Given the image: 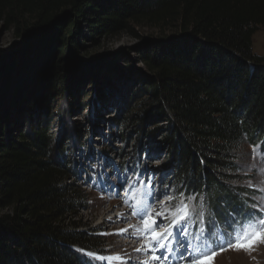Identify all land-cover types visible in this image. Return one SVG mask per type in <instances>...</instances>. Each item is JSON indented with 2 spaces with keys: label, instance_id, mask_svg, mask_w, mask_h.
I'll use <instances>...</instances> for the list:
<instances>
[{
  "label": "trees",
  "instance_id": "1",
  "mask_svg": "<svg viewBox=\"0 0 264 264\" xmlns=\"http://www.w3.org/2000/svg\"><path fill=\"white\" fill-rule=\"evenodd\" d=\"M0 21L14 36L0 48V264H85L78 249L102 245L71 220L87 204L58 140L66 127L55 131L81 105V63L106 66L136 157L164 147L175 195L190 180L221 221V205L244 210L225 181L244 189L246 148L264 153V56L252 50L264 0H0ZM134 27L159 34L138 49L144 72L91 57Z\"/></svg>",
  "mask_w": 264,
  "mask_h": 264
},
{
  "label": "rangeland",
  "instance_id": "2",
  "mask_svg": "<svg viewBox=\"0 0 264 264\" xmlns=\"http://www.w3.org/2000/svg\"><path fill=\"white\" fill-rule=\"evenodd\" d=\"M157 35L159 34L152 28L134 27L131 32L105 38L98 47H90L88 51L93 58L104 55V59L111 60L123 67L124 65L131 66L135 76L145 71L144 64L140 62L138 50L142 47L143 39ZM13 40V29L5 27L0 21V48L7 47ZM252 50L254 53L264 56V27H259L253 34ZM97 64L80 67V71L89 70L88 73L91 76L90 80L82 86V95L79 100L81 105L74 107L70 115L65 117L63 125L60 126L57 123L55 127L57 132L61 130L62 126L66 127L67 132L63 139L60 140L58 137V140L62 141L64 147L69 148L67 155L70 161L76 163L78 170L77 174L72 175V181L81 186L87 204V208L80 210L77 215H73L71 220L79 223L80 231L102 242L99 251L93 253L110 256L119 254L123 259L130 260L132 264H135V262H142L151 256V253L144 254V245L149 236L145 234L143 219L133 215L134 209L141 207L142 203L146 201L149 191L163 186H167L169 189L167 193L148 206L149 211L146 215L159 216L157 223L160 224V227L154 228V230L167 229L170 232L179 230V226L170 228V220L173 219L176 212L175 205L171 202L162 203L165 196L175 194L173 186L169 184L172 172L164 178L163 185L159 182V172H157L153 177L154 185L151 189L149 188L145 176L140 175L141 168L146 165L147 175L152 174L151 169H169L166 164L168 158L165 149L162 146H148L145 149L154 153L151 158H148V152L145 149L140 153L139 159L136 157V151L140 148L136 145L138 138L133 132L122 131L120 124L125 109L122 105L123 101L115 93L119 89L114 84L111 85L104 81L102 74L107 68L104 63L101 66H97ZM156 137L158 140L159 136ZM77 140L80 146L77 145L78 148L76 146L70 149L72 145H76L74 142ZM120 152L130 153L122 159L119 156ZM244 157L247 160L240 165L241 170L246 171L243 173L245 179L242 183L245 188L252 190V194H245V188H238L241 184H237L236 181L226 180L225 184L228 187V192L235 194L238 201L244 205L259 207L257 201H264V153L253 151V147L248 146ZM81 160L82 170L79 163ZM102 164L104 167L101 171ZM129 169L130 171H128ZM125 171H127V179L124 180L123 187L119 189V196L116 195V187H113L111 192L107 190L102 192L98 186H93L97 183V176H105L110 185H116L117 173L123 176ZM90 177L91 179H89ZM138 179L145 180L143 186L137 182ZM125 189L128 190L125 191ZM125 200H128L129 203H124ZM219 207L217 210L222 211L223 216L230 212L227 206ZM260 211L264 212V208H261ZM120 214H124L123 219L120 218ZM160 220L163 223H160ZM203 221L201 219L199 228H203ZM186 224L189 228L192 227L188 220ZM129 226L132 227L129 228ZM123 229L129 230L124 234H116ZM137 248L141 249L140 253L135 251ZM130 253L135 255L130 257ZM212 259L214 264H264V244L259 245L251 252L228 248L218 252ZM212 262L209 264H213ZM84 263L88 264L86 257ZM100 264H117V262H100ZM203 264H207V261Z\"/></svg>",
  "mask_w": 264,
  "mask_h": 264
},
{
  "label": "snow or ice",
  "instance_id": "3",
  "mask_svg": "<svg viewBox=\"0 0 264 264\" xmlns=\"http://www.w3.org/2000/svg\"><path fill=\"white\" fill-rule=\"evenodd\" d=\"M148 152L147 148L145 149ZM102 155V154H98ZM154 155L148 152V158ZM87 158V157H83ZM82 170V160L79 162ZM76 166V163L73 165ZM104 165H101V171ZM130 171V169L128 170ZM151 175L146 174V165L142 166L140 175L145 176L147 184L151 189L154 185L153 177L159 172V182L163 185L164 178L171 172L170 169H151ZM91 179V177L89 178ZM117 184L110 185L105 176H97V183L93 186H98L100 191H112L113 187L117 188L116 195H120L119 189L123 187L124 180L127 179V171L121 176L117 173ZM87 183V180L85 181ZM141 186L144 185L145 180L138 179ZM171 184V180H169ZM184 188L180 191L178 196H165L164 202H171L175 205L176 212L171 220L170 228L179 226L178 231L170 232L167 229L155 231L154 228L160 227L157 223L159 216L153 217L146 215L154 200L159 199L169 191L167 186L157 188L154 191H149L147 199L142 203V206L134 209L133 215L143 219L145 234L149 236L148 241L144 245V254L151 253L150 259L142 262H135V264H202L203 261L209 257L214 258L218 252L224 251L228 248L246 252L254 251L259 245L264 244V212L260 209L264 208V201H257L259 207L245 205L244 210H231L227 216L221 221L217 217L215 207L211 205V201L205 204L206 197L199 196V203H197V192L192 189L190 180H186L182 184ZM128 189H125L127 191ZM178 201V202H177ZM124 203H129L125 200ZM211 207V213L207 208ZM251 209L250 211L247 209ZM204 209V211H201ZM124 214H120L123 219ZM193 218V226L189 228L186 221ZM200 219L205 222L204 228H199ZM111 220V218H109ZM160 223H163L160 220ZM132 226H129L131 228ZM129 229L120 230L116 234H124ZM103 234V233H102ZM191 236V238H189ZM84 257L87 258L88 264H100V262L116 261L117 264H132L130 260L123 259L119 254L115 256L97 255L90 251L78 249ZM137 253L141 252L140 248L135 249Z\"/></svg>",
  "mask_w": 264,
  "mask_h": 264
},
{
  "label": "bare ground",
  "instance_id": "4",
  "mask_svg": "<svg viewBox=\"0 0 264 264\" xmlns=\"http://www.w3.org/2000/svg\"><path fill=\"white\" fill-rule=\"evenodd\" d=\"M126 246V245H125ZM125 248V247H124ZM122 252V251H121ZM123 253H124V251H123ZM135 254H132V253H130V257H133ZM212 257H209L207 260H205V261H207V264H209V263H211L212 262ZM215 260V259H214ZM205 261H203V262H205ZM203 262H202V264H203ZM185 263V262H184ZM183 263V261H182V263L181 264H184ZM213 263V262H212ZM214 264V263H213Z\"/></svg>",
  "mask_w": 264,
  "mask_h": 264
},
{
  "label": "water",
  "instance_id": "5",
  "mask_svg": "<svg viewBox=\"0 0 264 264\" xmlns=\"http://www.w3.org/2000/svg\"><path fill=\"white\" fill-rule=\"evenodd\" d=\"M83 64H84V63H81V64H80V67L83 66Z\"/></svg>",
  "mask_w": 264,
  "mask_h": 264
}]
</instances>
